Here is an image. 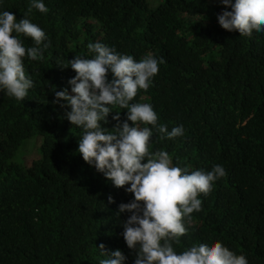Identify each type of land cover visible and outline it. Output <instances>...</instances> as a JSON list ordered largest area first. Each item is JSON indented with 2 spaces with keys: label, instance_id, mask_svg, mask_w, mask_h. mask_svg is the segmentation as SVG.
I'll use <instances>...</instances> for the list:
<instances>
[{
  "label": "trees",
  "instance_id": "16d2710c",
  "mask_svg": "<svg viewBox=\"0 0 264 264\" xmlns=\"http://www.w3.org/2000/svg\"><path fill=\"white\" fill-rule=\"evenodd\" d=\"M43 2L47 13H28L29 0L0 4L17 19L27 13L49 39L41 60L24 59L34 85L27 97L0 92V264H99L107 258L100 245L105 253L119 248L132 264L135 253L116 216L132 194L83 161L76 151L80 129L65 117L69 109L53 103L54 91L71 94L68 80L75 75L57 61L90 56L87 44L94 42L136 60L148 53L163 60L153 84L133 102L151 104L158 123L185 131L175 139L154 135L152 151L165 150L180 167L225 168L201 195V210L192 213L176 250L219 240L248 264H264V32L241 37L223 29L218 0ZM115 111L125 118L126 109L114 108L102 122L109 131Z\"/></svg>",
  "mask_w": 264,
  "mask_h": 264
},
{
  "label": "clouds",
  "instance_id": "9594fccd",
  "mask_svg": "<svg viewBox=\"0 0 264 264\" xmlns=\"http://www.w3.org/2000/svg\"><path fill=\"white\" fill-rule=\"evenodd\" d=\"M3 0H0V4ZM224 8L217 14L218 24L239 36H250L255 30L264 32V0H218ZM28 13L34 8L47 13L43 0H29ZM230 9V10H228ZM22 37L30 38L26 47ZM49 46L45 31L31 22L27 13L17 19L8 10H0V92L23 101L33 80L26 75L24 59L41 60ZM90 56L75 55L62 67L70 66L75 75L68 80V89L54 91V104L67 108L65 117L80 129L76 151L83 161L111 182L112 187L131 193L132 199L117 206L116 216L128 249L134 250L132 264H248L221 241L194 243L181 251L174 247L188 233L192 213L199 212L202 196H207L214 182L225 175L223 164L209 170L190 165H174L165 150L152 151V137L175 139L184 135L183 125L169 130L158 123L157 113L149 103L133 102L138 90L147 91L159 71L158 60L151 53L136 60L118 52L114 46L88 43ZM111 73V79L108 73ZM114 108L120 111L109 131L108 123ZM131 122V124L129 123ZM108 203H114L111 195ZM127 218L119 220L121 214ZM99 264H126L128 257L119 249L105 253Z\"/></svg>",
  "mask_w": 264,
  "mask_h": 264
},
{
  "label": "rangeland",
  "instance_id": "374dc122",
  "mask_svg": "<svg viewBox=\"0 0 264 264\" xmlns=\"http://www.w3.org/2000/svg\"><path fill=\"white\" fill-rule=\"evenodd\" d=\"M35 156V154H30V157L29 156H26V161L27 163H29L30 159Z\"/></svg>",
  "mask_w": 264,
  "mask_h": 264
}]
</instances>
